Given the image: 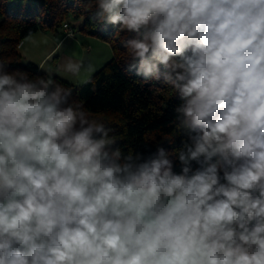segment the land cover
<instances>
[{"label":"clouds","instance_id":"1","mask_svg":"<svg viewBox=\"0 0 264 264\" xmlns=\"http://www.w3.org/2000/svg\"><path fill=\"white\" fill-rule=\"evenodd\" d=\"M95 8L135 34L138 76L163 66L177 159L123 150L70 89L0 62V264H264V0Z\"/></svg>","mask_w":264,"mask_h":264},{"label":"trees","instance_id":"2","mask_svg":"<svg viewBox=\"0 0 264 264\" xmlns=\"http://www.w3.org/2000/svg\"><path fill=\"white\" fill-rule=\"evenodd\" d=\"M96 0H0V62L5 70L26 71L31 78L49 77L35 64L25 62L18 51L22 41L40 31L57 32L70 17L81 19L83 32L110 44L113 59L85 84L74 86L59 78L50 83L72 91L69 101L82 104L88 116L102 120L112 129L110 136L125 151L156 153L158 147L170 150L181 146L175 107L179 104L175 90L160 80L137 75L139 60H133L124 47L135 34L121 31L96 14ZM175 170H180L176 163Z\"/></svg>","mask_w":264,"mask_h":264},{"label":"crops","instance_id":"3","mask_svg":"<svg viewBox=\"0 0 264 264\" xmlns=\"http://www.w3.org/2000/svg\"><path fill=\"white\" fill-rule=\"evenodd\" d=\"M68 24L75 30L74 38L64 37L61 28L57 32L40 31L22 41L18 51L25 62L35 64L48 77L81 86L107 65L114 53L110 44L85 34L83 25L77 31L71 22ZM58 44L60 47L57 50ZM73 62L82 64L77 74L65 68Z\"/></svg>","mask_w":264,"mask_h":264},{"label":"rangeland","instance_id":"4","mask_svg":"<svg viewBox=\"0 0 264 264\" xmlns=\"http://www.w3.org/2000/svg\"><path fill=\"white\" fill-rule=\"evenodd\" d=\"M68 22H71L72 25L74 26V28H76L77 31H79V29L81 28V25H83V22H82L81 19H75L73 17H70L68 21L64 22V24H63V26L61 28L63 33H64V37H68L66 35V32H65L66 29H64V25L67 24L69 26V28L71 29V31L73 32V35H74L73 37L69 36V38H74L75 34H76L75 30L68 24Z\"/></svg>","mask_w":264,"mask_h":264},{"label":"built area","instance_id":"5","mask_svg":"<svg viewBox=\"0 0 264 264\" xmlns=\"http://www.w3.org/2000/svg\"><path fill=\"white\" fill-rule=\"evenodd\" d=\"M64 29H66L65 32H66V35H67L68 37H69V36H71V37L74 36V35H73V32L71 31V29L69 28V26H68L67 24L64 25Z\"/></svg>","mask_w":264,"mask_h":264}]
</instances>
